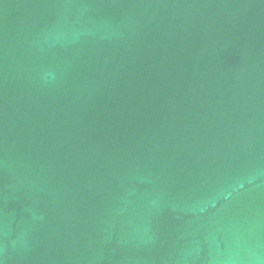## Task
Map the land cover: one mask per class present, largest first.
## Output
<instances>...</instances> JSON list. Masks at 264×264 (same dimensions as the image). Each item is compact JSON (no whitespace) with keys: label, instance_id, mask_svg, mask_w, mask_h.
Masks as SVG:
<instances>
[{"label":"water","instance_id":"water-1","mask_svg":"<svg viewBox=\"0 0 264 264\" xmlns=\"http://www.w3.org/2000/svg\"><path fill=\"white\" fill-rule=\"evenodd\" d=\"M0 264H264V0H0Z\"/></svg>","mask_w":264,"mask_h":264}]
</instances>
